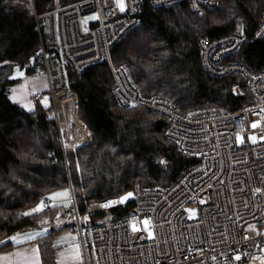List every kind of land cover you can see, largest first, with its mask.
Wrapping results in <instances>:
<instances>
[{
    "label": "trees",
    "instance_id": "obj_1",
    "mask_svg": "<svg viewBox=\"0 0 264 264\" xmlns=\"http://www.w3.org/2000/svg\"><path fill=\"white\" fill-rule=\"evenodd\" d=\"M75 1L0 0V240H7L0 251L13 246L11 238L17 233L50 227L37 239L44 264H54L52 235L76 226V209L83 214L90 201L119 195L136 180L144 187L170 186L196 163L195 156L166 136L162 114L119 106L107 60L86 67L80 76L69 75L78 115L90 130L87 143L65 150L51 102L44 104L36 97L35 109L28 110L10 97L15 68H23L40 47L33 4L46 12ZM263 17L264 0H219L217 6H203L200 12L186 2L157 8L145 0L139 24L113 47L112 61L128 70L143 96L167 97L181 111L201 106L236 111L252 102L246 79L238 73L211 76L202 65L198 40L238 29L252 39ZM232 58L260 69L264 37L244 44ZM66 187L74 198L73 224L56 227L58 209L22 215L43 194ZM117 212L130 214L131 209Z\"/></svg>",
    "mask_w": 264,
    "mask_h": 264
},
{
    "label": "built area",
    "instance_id": "obj_2",
    "mask_svg": "<svg viewBox=\"0 0 264 264\" xmlns=\"http://www.w3.org/2000/svg\"><path fill=\"white\" fill-rule=\"evenodd\" d=\"M144 1L125 0L124 11L117 0H78L46 12L33 4L40 47L23 69L26 74L46 75L52 114L65 150L72 148L66 131L74 138L70 119L78 109L77 94L68 86L69 75L80 76L86 67L107 60L119 106L130 109L135 103L162 114L166 136L196 158L195 165L170 186L144 187L136 180L131 189L119 194L134 193L123 204L101 206L117 199L115 195L90 201L83 214L76 209L84 264H264V139H259L264 136V63L255 70L232 58L244 44L264 37V17L252 39L239 29L198 40L204 69L215 78L241 74L252 102L236 111L221 106L181 111L167 97L143 96L125 67L112 61L113 47L139 24ZM149 1L157 8L186 2L196 12L203 5L219 4V0ZM90 14H96V19L85 22L84 16ZM45 94L38 92L36 97L43 99ZM68 95L75 97L77 107L60 102ZM255 121L260 124L253 128ZM238 134L243 137L241 143ZM253 134L255 142L249 138ZM127 206L130 214L117 212ZM188 208L196 209V215ZM145 218H150L151 235L143 225ZM237 253L239 261L234 259Z\"/></svg>",
    "mask_w": 264,
    "mask_h": 264
},
{
    "label": "snow or ice",
    "instance_id": "obj_3",
    "mask_svg": "<svg viewBox=\"0 0 264 264\" xmlns=\"http://www.w3.org/2000/svg\"><path fill=\"white\" fill-rule=\"evenodd\" d=\"M117 4L120 7L121 11H124L126 8L125 0H117ZM134 30V29H133ZM239 30V29H238ZM259 35V33H258ZM125 72L128 70L125 68ZM16 74L18 76H23L24 73L20 71V67L17 66L16 68ZM131 79V77H129ZM16 94H13L12 99H16ZM131 107H136L137 105L135 103H131ZM24 107H29L27 104L24 105ZM260 124V121H255L252 123V127L255 128ZM90 135V134H89ZM238 138L243 140V137L238 134ZM253 142L257 140V136L255 134L251 135L249 137ZM259 139H264V136L259 137ZM111 151L115 152V149H111ZM51 155V154H49ZM160 163L166 164L167 162L164 160H161ZM80 165L79 162L77 161L76 163V168L79 169ZM256 192H261L260 188L256 189ZM134 196L133 192H126L123 195H119L117 199L115 200H108L106 201L102 207H109L115 204H123L127 202L130 198ZM200 203H204V201H200ZM71 204V199H70V190L68 188H61L58 191H53L49 193L46 197H42L34 207L29 208L27 211L22 213L24 216H33V215H40L45 212L47 209L48 211H52L53 209L59 208L58 211L55 212V217H57L56 221V227H60V225L63 223L61 219V215L63 214L64 216H71L70 211H64V209L68 208ZM187 212L191 213L193 216L196 215V209L193 208H188ZM87 219V217H85ZM41 224H47V220H41ZM143 225L144 227L148 230L149 234H152V229L150 227V218H145L143 220ZM133 228L136 229L135 223H133ZM47 228H42L39 232L31 233V234H26L24 236L25 240H31L35 239L38 236H43L47 234ZM11 240L17 241V237H12ZM7 240H0V244H6ZM86 243V241H85ZM11 255V254H9ZM15 256L17 258H20L21 264H40V259H39V249L38 246L32 248L30 251H25V252H16ZM62 256H64V259L60 262V264H67V262L70 260L71 264H82L83 262V256L81 252V246L78 244H74L72 250H70L67 253H62ZM234 259L239 261L241 260V255L237 253L234 256Z\"/></svg>",
    "mask_w": 264,
    "mask_h": 264
},
{
    "label": "crops",
    "instance_id": "obj_4",
    "mask_svg": "<svg viewBox=\"0 0 264 264\" xmlns=\"http://www.w3.org/2000/svg\"><path fill=\"white\" fill-rule=\"evenodd\" d=\"M68 189L70 190L71 204H73L74 198H73L72 189L71 188H68ZM70 206L66 209L67 211H70ZM59 219L63 220L62 224L67 223V225L73 224L75 222V217L73 216V214L71 216H67L66 218L61 217ZM56 220H57V217H56ZM56 220H55V223H56ZM44 228H47L48 230L47 233H48L50 230V227H44ZM39 231L40 230L27 231V232H20V233L15 234L14 236L18 238V242L12 240L13 246L11 248L0 251V264H21L20 258H17L15 256V253L18 251L19 252L30 251L32 248L37 247V246L39 249L40 264H44V261L41 255V249L39 247V243L37 240L40 236L36 237L35 239H31V240L24 239V236L26 234H31V233H35ZM74 244H78L81 246V252L83 256V243L80 238V233L77 230V226H72L70 228H65L59 231H55L52 235V246H53L54 259H55L54 264H60V262L64 259V256H62V253H67L70 250H72ZM67 264H71V261L69 260ZM82 264H84V260Z\"/></svg>",
    "mask_w": 264,
    "mask_h": 264
},
{
    "label": "rangeland",
    "instance_id": "obj_5",
    "mask_svg": "<svg viewBox=\"0 0 264 264\" xmlns=\"http://www.w3.org/2000/svg\"><path fill=\"white\" fill-rule=\"evenodd\" d=\"M95 19H96V14H90V15L84 16L85 22L90 23L92 20H95ZM233 59H236V58H233ZM16 68H15L14 74H13V78L16 79V83L13 86H11V88H10V97L12 98L13 94L15 93L17 98L13 99L14 101L22 104L23 106L25 104H27L29 107H27V108L25 107V108L28 110H33V109H35L36 104L38 102V100L36 98V94L38 92H42V93H46V94H45L44 98L41 99L40 102L44 103V104H48V102H50V94L48 92L49 87H48L46 75L45 74H26L24 69L20 67V71L23 72L24 75L18 76L16 74ZM77 115H78V111H77ZM89 133H90V130H89ZM67 135H68V133H67ZM68 138H69V135H68ZM72 139H74V138L73 137L69 138V142H68V140H67V142H68V145L72 144V147H73V146H75L76 143H72V141H71ZM238 141L240 143L242 142V140L239 138H238ZM58 190H60V189H58ZM58 190H56V191H58ZM57 209L59 210V208H57ZM66 209H64V211H67ZM61 217L66 218L67 216H64L62 214Z\"/></svg>",
    "mask_w": 264,
    "mask_h": 264
},
{
    "label": "bare ground",
    "instance_id": "obj_6",
    "mask_svg": "<svg viewBox=\"0 0 264 264\" xmlns=\"http://www.w3.org/2000/svg\"><path fill=\"white\" fill-rule=\"evenodd\" d=\"M202 7H201V9H202ZM68 101L70 103H74V105L77 107L76 99L72 95L63 96L60 100L61 103L62 102L68 103ZM67 109H68V106H67ZM77 111H78V109L75 110L73 117L70 119V120L74 121V126H73L74 139H72L71 141H72V143H76V144L80 145L82 143L88 142L91 138V135H89L90 133H89V130L86 127V125L78 117ZM67 119H68V115H67ZM65 127H66V125H65ZM66 135H67V131H66ZM67 140L69 142L68 135H67Z\"/></svg>",
    "mask_w": 264,
    "mask_h": 264
},
{
    "label": "water",
    "instance_id": "obj_7",
    "mask_svg": "<svg viewBox=\"0 0 264 264\" xmlns=\"http://www.w3.org/2000/svg\"><path fill=\"white\" fill-rule=\"evenodd\" d=\"M45 29H46V32H49V30H50L49 25H47Z\"/></svg>",
    "mask_w": 264,
    "mask_h": 264
}]
</instances>
